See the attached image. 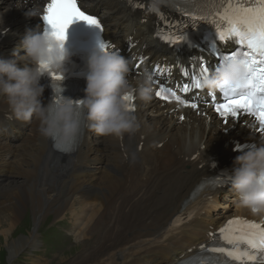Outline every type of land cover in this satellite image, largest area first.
Returning a JSON list of instances; mask_svg holds the SVG:
<instances>
[{"label": "bare ground", "instance_id": "6f19581e", "mask_svg": "<svg viewBox=\"0 0 264 264\" xmlns=\"http://www.w3.org/2000/svg\"><path fill=\"white\" fill-rule=\"evenodd\" d=\"M4 2L0 0V39L14 50L18 31L30 16L20 6L9 10ZM87 4L101 12L105 31L114 40L134 32L145 51L166 54L150 37V20L142 23L143 13L128 0ZM143 105L144 114L136 107L142 128L115 137L117 147L99 152L92 139H82L73 155L61 158L53 153L50 138L41 134L40 120H17L7 97L0 96V174L10 171L0 182V263L6 259L14 264L21 250L36 249L37 232L46 219L70 214L80 225L75 237L86 240L93 231L99 236L67 264H179L205 240L210 227L231 213H244L237 200L236 205L230 202L229 192L200 189V164L216 151L214 136L201 125H174L153 112L152 102ZM26 214L31 232L9 237ZM36 261L43 264L40 258Z\"/></svg>", "mask_w": 264, "mask_h": 264}, {"label": "clouds", "instance_id": "9594fccd", "mask_svg": "<svg viewBox=\"0 0 264 264\" xmlns=\"http://www.w3.org/2000/svg\"><path fill=\"white\" fill-rule=\"evenodd\" d=\"M163 3L164 0H149L147 11L158 13ZM25 15L40 16L41 9L34 6ZM64 43L61 46L38 25L35 30H28L13 50L14 56L20 49L25 50L24 68L18 67L15 60H0V96L7 97L15 118L26 123L34 116L38 118L41 134L69 155L77 150L81 126L78 111L86 109L88 127L99 136L122 138L125 134L139 132V118L125 99L133 93L127 78L131 71L130 61L118 51L101 48L98 43L87 60L85 97L74 101L59 95L53 104H42L41 77L49 72L64 74L66 71L69 53ZM246 78L245 64L239 59H229L202 76L200 84L203 89L215 93L226 88H243ZM135 93L144 102L152 101L154 85L150 72L144 71L138 78ZM230 183L239 208L264 216V140L249 146L235 158Z\"/></svg>", "mask_w": 264, "mask_h": 264}, {"label": "snow or ice", "instance_id": "6c2138e0", "mask_svg": "<svg viewBox=\"0 0 264 264\" xmlns=\"http://www.w3.org/2000/svg\"><path fill=\"white\" fill-rule=\"evenodd\" d=\"M221 3V9H217L215 14L199 15L193 14V19H212L217 24L218 40L223 42L232 41L239 47L230 55L221 58L223 63L229 59H239L247 68L246 85L243 88H226L220 91L223 102L217 101V94L212 93L211 99L214 103L215 111L228 123L229 117L236 118L238 115L248 114L258 122L257 131L264 133V0H217ZM134 8H144L137 0H129ZM184 15H189L187 10L181 9ZM161 20H166L162 12L157 13ZM41 19L44 22L46 35L53 37L63 45L66 39V30L70 24L76 20H83L87 24L94 26L103 32L101 22L94 16L86 14L78 6L77 0H50L43 9ZM157 35L170 44L178 45L186 40L185 35L173 36L158 31ZM101 48L109 49L111 45L106 42H97ZM115 51V50H114ZM146 61L140 58L135 65L139 69ZM43 67V66H42ZM197 69H182L185 77H190V83L177 85L180 93H191L194 89H203L200 84L202 76L206 75L210 69L203 62L197 64ZM171 67L156 65L154 72L158 76L165 73L171 74ZM53 81H61L63 75L57 72H49ZM57 94L61 92L58 84L53 85ZM155 96L166 101H177L180 106L198 109L195 102H186L177 90L167 88L163 84L158 87ZM131 110H135L133 105L134 97L129 94L125 97ZM80 113L78 112V116ZM184 119L183 116L180 117ZM213 239H216L214 234ZM219 239L223 240L230 247L207 248L201 246L202 251L221 253L235 264H264V221H248L242 217H234L227 221L224 227L219 230ZM192 264H211L210 260L201 259L193 261Z\"/></svg>", "mask_w": 264, "mask_h": 264}, {"label": "rangeland", "instance_id": "374dc122", "mask_svg": "<svg viewBox=\"0 0 264 264\" xmlns=\"http://www.w3.org/2000/svg\"><path fill=\"white\" fill-rule=\"evenodd\" d=\"M64 218L67 220L63 221L62 223L63 228H61V234H58L55 228H49L50 226L56 224L54 221L55 219H53V217L46 219L40 226L39 232L37 234L39 239L37 248L31 249L26 247L25 249L21 250L17 257L13 259L14 264H37V258H40L43 264H67L70 259L75 258L83 249H86L95 243L99 236V234L95 231H93L94 233H92L91 236L86 240L81 239L78 242L79 238L75 237L74 234L70 235V229H72L69 226L70 216ZM28 219L29 214H26L25 217H21L20 221L15 225L13 234L9 235V237H14L17 234L28 235L31 232L29 229V226L31 225ZM98 227L101 229L100 226ZM1 246L2 244L0 247ZM0 256L2 257L1 253ZM2 261L0 264H6V259Z\"/></svg>", "mask_w": 264, "mask_h": 264}]
</instances>
